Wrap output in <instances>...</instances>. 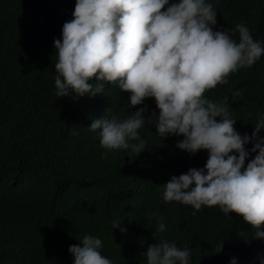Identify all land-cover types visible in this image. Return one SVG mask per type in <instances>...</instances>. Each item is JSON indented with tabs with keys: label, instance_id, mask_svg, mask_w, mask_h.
<instances>
[{
	"label": "trees",
	"instance_id": "1",
	"mask_svg": "<svg viewBox=\"0 0 264 264\" xmlns=\"http://www.w3.org/2000/svg\"><path fill=\"white\" fill-rule=\"evenodd\" d=\"M206 2L217 12L214 30L243 22L264 47V0ZM75 3L0 0V264H74L69 247L85 235L101 239V254L113 264H147L143 253L160 240L188 248L190 264H264V238H254L256 229L241 216L163 200L164 184L203 168L206 150L178 149L183 137H161L154 119L138 130L146 149L137 156L131 148H103L100 130H89L94 119L123 120L142 107L146 116L158 115L154 98L131 107L130 94L106 82L96 96H56L54 40L62 39ZM233 38L238 42V33ZM237 90L242 95L233 97ZM225 97L235 130L251 136L264 116V55L205 93L213 102ZM158 222L166 231L153 237Z\"/></svg>",
	"mask_w": 264,
	"mask_h": 264
},
{
	"label": "clouds",
	"instance_id": "2",
	"mask_svg": "<svg viewBox=\"0 0 264 264\" xmlns=\"http://www.w3.org/2000/svg\"><path fill=\"white\" fill-rule=\"evenodd\" d=\"M72 15L63 24L62 39L54 40L56 96H96L106 82L129 93L131 107L154 98L158 115L146 116L142 107L123 120L94 119L89 130H100L103 148H131L137 156L146 149L138 130L154 119L161 137H183L178 149L192 155L206 150L203 168H190L164 184L163 200L196 211L219 206L226 216L235 213L256 229L254 238H264V137L259 136L264 116L251 136H241L228 98H205L206 92L228 84L231 74L252 67L264 55L247 25L214 30L217 12L206 0H76ZM241 95L239 90L233 93ZM250 142L256 155L245 167L250 155L245 145ZM120 223L114 221L112 228ZM165 231V224L158 222L153 237ZM80 242L82 246L69 247L74 264H113L101 254V239L85 235ZM222 249L220 242L216 253ZM143 254L147 264H190V250L166 240L149 245Z\"/></svg>",
	"mask_w": 264,
	"mask_h": 264
},
{
	"label": "bare ground",
	"instance_id": "3",
	"mask_svg": "<svg viewBox=\"0 0 264 264\" xmlns=\"http://www.w3.org/2000/svg\"><path fill=\"white\" fill-rule=\"evenodd\" d=\"M254 107V106H253ZM248 108V107H247ZM257 111H259V110H257Z\"/></svg>",
	"mask_w": 264,
	"mask_h": 264
}]
</instances>
